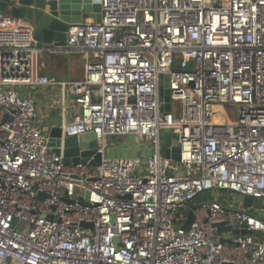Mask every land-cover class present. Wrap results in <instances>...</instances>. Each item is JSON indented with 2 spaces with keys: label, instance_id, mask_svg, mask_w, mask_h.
<instances>
[{
  "label": "built area",
  "instance_id": "1",
  "mask_svg": "<svg viewBox=\"0 0 264 264\" xmlns=\"http://www.w3.org/2000/svg\"><path fill=\"white\" fill-rule=\"evenodd\" d=\"M100 3L99 22L72 24L52 48L0 13V264H264V206L243 205L264 202V0ZM46 52L82 55L83 79L41 75ZM40 86L72 89L62 138L93 133L98 165H66L48 147L26 93ZM221 105L234 119L215 116ZM165 129L180 162L163 155ZM128 137L146 158L110 156L108 140Z\"/></svg>",
  "mask_w": 264,
  "mask_h": 264
},
{
  "label": "water",
  "instance_id": "2",
  "mask_svg": "<svg viewBox=\"0 0 264 264\" xmlns=\"http://www.w3.org/2000/svg\"><path fill=\"white\" fill-rule=\"evenodd\" d=\"M0 13L19 21L22 25L32 30L33 39L39 48H52L64 46L68 42V30L72 24L83 23L84 19H91V22H99L101 18L100 0H0ZM188 64L187 70H191ZM170 76L162 77L160 97L161 108L165 114H170L172 109L170 98ZM218 116V112H215ZM63 120L60 118L48 128V147L53 149L57 156H62L66 165H86L88 162L96 166L101 161L97 153L98 145L93 133L63 139L61 127ZM163 155L167 159L180 162V147L177 136L170 129H165L162 134ZM91 158H93L92 161ZM82 199H86L88 192L75 190ZM82 205L86 206L84 201ZM245 208L261 210L264 202L252 197H246L243 201ZM199 208V205H192V210ZM187 222L182 228L184 231L190 229L194 216L193 212H187ZM90 228L91 225H83ZM231 228L219 229L231 231ZM234 234L251 235V231L233 230Z\"/></svg>",
  "mask_w": 264,
  "mask_h": 264
},
{
  "label": "crops",
  "instance_id": "3",
  "mask_svg": "<svg viewBox=\"0 0 264 264\" xmlns=\"http://www.w3.org/2000/svg\"><path fill=\"white\" fill-rule=\"evenodd\" d=\"M91 23V19H84ZM85 60L82 55H55L43 53L39 57L40 74L57 82L80 81L84 77ZM26 93L33 95L37 101L39 125L48 129L58 119L63 123L70 122L78 113L77 105L74 103L72 89L60 86H40L29 88ZM148 150H135L129 157L146 158ZM110 156L117 155L116 150L110 149Z\"/></svg>",
  "mask_w": 264,
  "mask_h": 264
},
{
  "label": "rangeland",
  "instance_id": "4",
  "mask_svg": "<svg viewBox=\"0 0 264 264\" xmlns=\"http://www.w3.org/2000/svg\"><path fill=\"white\" fill-rule=\"evenodd\" d=\"M236 108L230 105H221L218 107V110L221 111L220 119H224V116L230 115L231 118L234 119L232 115V111L234 112ZM108 147L112 150L117 151V155L126 156L130 155V153H134L135 150H140L146 148V144L138 142L133 138H113L112 140H108ZM244 201V199H243ZM251 211H254L251 209Z\"/></svg>",
  "mask_w": 264,
  "mask_h": 264
},
{
  "label": "trees",
  "instance_id": "5",
  "mask_svg": "<svg viewBox=\"0 0 264 264\" xmlns=\"http://www.w3.org/2000/svg\"><path fill=\"white\" fill-rule=\"evenodd\" d=\"M220 115H221V114H219V117H220ZM198 199H199V201L211 200L209 194H203V195H201Z\"/></svg>",
  "mask_w": 264,
  "mask_h": 264
},
{
  "label": "bare ground",
  "instance_id": "6",
  "mask_svg": "<svg viewBox=\"0 0 264 264\" xmlns=\"http://www.w3.org/2000/svg\"><path fill=\"white\" fill-rule=\"evenodd\" d=\"M218 116H219V113H218Z\"/></svg>",
  "mask_w": 264,
  "mask_h": 264
}]
</instances>
